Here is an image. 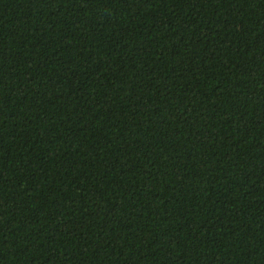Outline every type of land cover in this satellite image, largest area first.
Masks as SVG:
<instances>
[{
  "label": "trees",
  "instance_id": "16d2710c",
  "mask_svg": "<svg viewBox=\"0 0 264 264\" xmlns=\"http://www.w3.org/2000/svg\"><path fill=\"white\" fill-rule=\"evenodd\" d=\"M0 264H264V0H0Z\"/></svg>",
  "mask_w": 264,
  "mask_h": 264
}]
</instances>
